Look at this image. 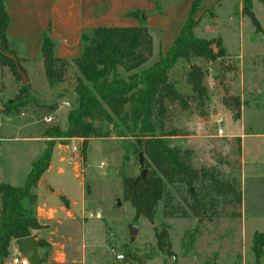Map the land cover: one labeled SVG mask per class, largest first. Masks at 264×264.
Listing matches in <instances>:
<instances>
[{
    "label": "rangeland",
    "instance_id": "obj_1",
    "mask_svg": "<svg viewBox=\"0 0 264 264\" xmlns=\"http://www.w3.org/2000/svg\"><path fill=\"white\" fill-rule=\"evenodd\" d=\"M21 1L30 8L37 0ZM199 2L200 10L195 18L201 17V22L195 34L200 39H222L227 55L218 60L223 68L222 76L213 71L212 63L203 59H192L190 63L180 60L168 77L181 94L191 98L190 105L188 111L178 105H169L164 129L179 132L180 136L169 142L172 146L191 150L196 168L214 167L224 178H235L240 184L243 202L235 207L222 208L220 205V216L211 220L166 218L161 202L153 223L143 217L135 222V211L124 200L123 178L139 177L142 168L139 154L132 148L136 138L119 120L95 123L104 138L88 141L86 161L83 160L82 139H53L56 156L52 168L48 169L49 181L65 190L74 188L72 200L81 211L80 177L83 176L86 203L80 217L91 225L99 223L97 228L102 235L96 250L107 255L103 257L104 263H256L254 235L256 232L264 234V0ZM171 3H160L167 6L165 11H169V15L174 9ZM245 8L250 9L257 24ZM134 21L124 18L123 22L132 25L121 27H133ZM163 28L169 29V23L163 24ZM169 39L170 35L165 32L162 44L166 45ZM4 45L0 39V180L21 187L51 141L45 137V132L55 126L62 131L68 128V115L78 107L75 93L78 71L71 61L62 81L51 86L43 51L41 58L30 64L19 61L29 78L25 86H30L32 100L19 112L8 114L6 104L15 99L22 85L1 55ZM156 60L150 59L145 67ZM192 65L201 67L205 73L203 83L208 96L204 117L197 114L199 104L187 81ZM63 102L70 106H63ZM238 102L241 104L239 112L236 110ZM53 105L56 109L50 111L48 107ZM49 116L54 118L50 124L44 121ZM218 127L224 130V136L218 135ZM73 147L78 151L74 152ZM144 160H147L145 154ZM45 182L48 185L46 179ZM97 212L101 213V220L88 219L91 213ZM131 226L139 229L134 240L130 235ZM159 234L164 235L165 248L158 243ZM117 255H123L124 259L116 260Z\"/></svg>",
    "mask_w": 264,
    "mask_h": 264
},
{
    "label": "trees",
    "instance_id": "obj_2",
    "mask_svg": "<svg viewBox=\"0 0 264 264\" xmlns=\"http://www.w3.org/2000/svg\"><path fill=\"white\" fill-rule=\"evenodd\" d=\"M199 1L194 0L187 22L168 52L160 54L149 67L145 65L153 58L154 41L147 26L100 27L83 33L82 54L72 62L78 71L75 88L78 107L68 115V128L62 131L55 126L45 132V137L51 141L41 158L33 164L23 186L0 184V264L9 257L12 241L31 237L32 231L45 228L25 201L36 199L33 190L50 167L55 146L53 139H82L83 160L86 161L88 141L104 138L101 129L95 126L96 122L111 123L117 118L136 138L132 144L134 152L147 157L145 167L150 169L144 180L135 186L137 178H123L124 200L134 209L135 222L143 217L153 223L161 202L166 218L194 217L199 220L220 216V205L225 208L242 204L240 184L235 178H224L214 167L196 168L191 150L172 146L169 142L180 136L179 132L164 129L169 105H178L188 111L191 100L176 89L169 80V72L180 60L190 63L192 59L200 58L213 64L227 56L221 38L207 40L195 35L194 30L201 22V17L195 18V13L200 10ZM128 16L141 19L140 12ZM9 23L10 17L0 0V39L3 45L7 43L5 31ZM42 51L47 80L53 86L62 81L71 62L55 56L54 43L48 36L44 39ZM8 52L15 55L13 51ZM1 55L21 81L14 62ZM204 76L203 69L196 65L191 66L187 75L188 85L199 104L197 114L200 117L206 116L204 106L208 96ZM29 88L22 86L15 99L6 104L8 114L19 112L32 100ZM48 108L54 111L56 106ZM240 108L238 102L237 112ZM62 200L67 204L66 199ZM158 243L165 248L163 234L158 235ZM39 246L48 247V244L39 241ZM253 252L255 264H262L264 234L255 233ZM41 261L48 264L43 258Z\"/></svg>",
    "mask_w": 264,
    "mask_h": 264
},
{
    "label": "crops",
    "instance_id": "obj_3",
    "mask_svg": "<svg viewBox=\"0 0 264 264\" xmlns=\"http://www.w3.org/2000/svg\"><path fill=\"white\" fill-rule=\"evenodd\" d=\"M163 1L173 3L174 9L170 15L169 11H165L167 6L160 4ZM2 2L10 17L5 31L7 45L18 61L30 64L41 58L46 36L54 43L55 56L71 62L82 54L84 32L100 27L132 25L123 22L124 18H133L128 16L132 12L141 13V19L133 18V27L143 24L150 29L154 41L153 59H158L160 54L165 55L168 52L181 33L194 0H37L30 8L21 0ZM167 23L170 28H163V24ZM165 32L170 35V39L163 45L161 39ZM54 156L56 150L53 151L49 170L52 168ZM49 170L44 175L48 185L39 182L33 190L36 199L32 202L25 201V205L45 227L31 232L36 241L48 244V247H39L41 258L48 264H107L103 261V257L107 258V255L96 250L99 247L97 241L102 235L98 229L99 223L95 222L97 228V225H91L80 217L86 203L83 176L80 177V193L83 198L80 211L77 202L72 200L71 193L75 191L74 188L65 190L50 182ZM61 172L64 174L63 170ZM2 183L0 180V184ZM62 198L66 199L67 204ZM18 255L23 256L14 240L10 244L9 257L5 262Z\"/></svg>",
    "mask_w": 264,
    "mask_h": 264
},
{
    "label": "water",
    "instance_id": "obj_4",
    "mask_svg": "<svg viewBox=\"0 0 264 264\" xmlns=\"http://www.w3.org/2000/svg\"><path fill=\"white\" fill-rule=\"evenodd\" d=\"M245 12L247 13V15H249L251 17V19L253 20V22L255 24H257V21L254 17V15L251 13L250 9L245 8ZM9 51V47L7 44L4 45L3 50H2V54L6 55L9 59H11L16 67L17 73L19 74V76L21 77V85L25 86L29 83V78L26 75V73L21 69L19 61L17 60L16 55H13L11 53L8 52ZM213 67V71L218 75V76H222V72H223V68L220 65L219 61H215L212 64ZM139 162H140V166L142 168L141 174L139 177H137L135 186L138 185V183L141 180H144L146 178L147 175V170L144 168L145 167V160H144V154L140 153L139 154ZM41 183L45 184V176H43L41 178ZM139 229L136 226H131L130 227V235H131V239L134 240L138 234ZM18 245H19V249L21 251V253L23 254V256L25 258H27L30 262V264H43L41 261V256L38 252L39 249V242L35 240L34 237H28V238H23L17 241Z\"/></svg>",
    "mask_w": 264,
    "mask_h": 264
},
{
    "label": "built area",
    "instance_id": "obj_5",
    "mask_svg": "<svg viewBox=\"0 0 264 264\" xmlns=\"http://www.w3.org/2000/svg\"><path fill=\"white\" fill-rule=\"evenodd\" d=\"M63 106H70L68 103H65L63 102ZM53 117L52 116H49V117H46L44 119V121L48 124L52 123L53 121ZM217 133L219 136H224V130L221 129L220 127L217 128ZM73 151L74 152H77L78 151V148L77 147H73ZM103 167V164L101 165V168ZM88 219H96V220H101L102 219V215L101 213L97 212V213H91L89 215V218ZM116 259L121 261L124 259V256L123 255H117L116 256ZM5 264H30L29 260L27 258H25L24 256L22 255H18V256H13L11 257L10 259H8V261L5 262Z\"/></svg>",
    "mask_w": 264,
    "mask_h": 264
}]
</instances>
